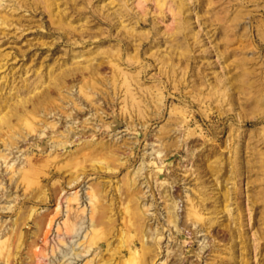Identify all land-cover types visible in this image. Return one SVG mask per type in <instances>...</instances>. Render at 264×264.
I'll use <instances>...</instances> for the list:
<instances>
[{"label":"rangeland","instance_id":"rangeland-1","mask_svg":"<svg viewBox=\"0 0 264 264\" xmlns=\"http://www.w3.org/2000/svg\"><path fill=\"white\" fill-rule=\"evenodd\" d=\"M68 257L264 264V0H0V264Z\"/></svg>","mask_w":264,"mask_h":264},{"label":"bare ground","instance_id":"bare-ground-1","mask_svg":"<svg viewBox=\"0 0 264 264\" xmlns=\"http://www.w3.org/2000/svg\"><path fill=\"white\" fill-rule=\"evenodd\" d=\"M70 196H71L72 198H74V196H76V191L73 192V193H71V195H69L68 197H70ZM176 203H177V202H176ZM177 205H179V204L177 203ZM68 206H70V205H68ZM177 211H178V209H177ZM178 215H179V214H178ZM67 221H69V219H68ZM69 223H70V225L73 224L72 221H70ZM88 248L91 249V250L93 251V252H92L93 255H97V253L100 252L101 245L98 244L97 246H94V247H92V248H90V246L87 247V251L89 252V249H88ZM130 250H131V248H130ZM90 255H91V254H90ZM80 256H81V255H80ZM67 260H69V261H68L69 264H74V261L72 260V258L70 259V257H68ZM89 260H90V259H89ZM161 262H162V261H161ZM76 264H77V263H76Z\"/></svg>","mask_w":264,"mask_h":264}]
</instances>
